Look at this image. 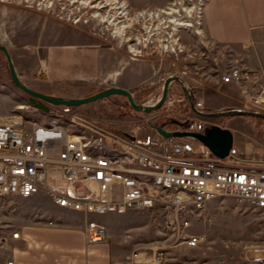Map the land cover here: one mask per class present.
<instances>
[{
  "label": "rangeland",
  "instance_id": "374dc122",
  "mask_svg": "<svg viewBox=\"0 0 264 264\" xmlns=\"http://www.w3.org/2000/svg\"><path fill=\"white\" fill-rule=\"evenodd\" d=\"M205 1L122 0L130 17L113 21L117 14L110 6L94 16L97 10L87 5L84 7L76 0H0V43L7 46L14 66L20 71L39 72L41 82L61 85L63 95L58 96L81 98L94 94L107 87L109 83L103 80V75L113 71L119 72V79L132 86L135 101L142 103L152 96H160L163 81L170 75L187 76L188 73L208 83L219 76L221 78L232 67L242 70L240 63L244 61L256 60L239 44L220 45L206 37L201 22V8ZM171 10L175 12L163 14V11ZM170 19L174 24L184 25H174ZM121 24L127 27L120 35L117 29ZM58 49L93 50L101 59V75L99 73L89 83L84 80L50 82L51 75L43 72L42 66L46 55ZM143 81L152 84L132 85ZM196 89L208 93L212 104L219 102V98L214 99L218 95L223 101L239 99L240 109L264 113V108L249 104L252 97L261 94L260 90L221 88L214 90L211 97L208 87L195 85ZM168 99L173 102L164 107ZM166 101L160 109L142 113L134 111L126 98L109 96L69 107V113L114 132H125L133 125L144 124L146 119L170 128H176V122L181 119H195L180 117L189 108L179 85L169 86ZM19 114L43 121L56 116L53 112L43 113L29 106L27 94L12 84L6 58L0 51V121ZM204 119L208 126H229L234 134L233 143L245 149L248 156L264 157V120L244 116ZM40 211L55 213L58 217L54 220L55 225L77 226L84 225L89 219L98 221L106 226L105 242L116 241L124 249L123 257L152 242L161 243L165 238L159 231V218L150 211L130 210L124 214L85 217L79 212L56 208L43 195L0 201V228L15 229L28 221L46 224L36 217ZM188 231L200 235L201 242L195 248L186 245L169 248V255L175 260L242 264L251 249L261 245L264 239L259 212L229 197L211 201Z\"/></svg>",
  "mask_w": 264,
  "mask_h": 264
},
{
  "label": "built area",
  "instance_id": "2783aa9c",
  "mask_svg": "<svg viewBox=\"0 0 264 264\" xmlns=\"http://www.w3.org/2000/svg\"><path fill=\"white\" fill-rule=\"evenodd\" d=\"M251 76L247 69L232 67L221 81L242 83ZM158 98L142 104L154 105ZM172 102L168 99L164 107ZM249 104L263 109L264 91ZM195 107L201 111L204 105L195 99ZM52 112L56 116L47 121L22 114L0 121V201L43 195L56 208L85 217L130 210L154 213L164 241L134 249L109 264H220L177 261L168 249L197 247L200 235L188 230L211 201L222 197L248 204L259 212L264 226V157L251 158L234 143L226 156L219 157L196 138L160 135L149 119L114 132L69 113V106L51 107ZM176 123V128L160 126L193 133L207 128L198 119ZM36 217L56 224L42 213ZM86 235L89 243L105 242L106 226L89 219ZM18 236L19 232L12 233ZM242 264H264V239Z\"/></svg>",
  "mask_w": 264,
  "mask_h": 264
},
{
  "label": "crops",
  "instance_id": "0c3cea01",
  "mask_svg": "<svg viewBox=\"0 0 264 264\" xmlns=\"http://www.w3.org/2000/svg\"><path fill=\"white\" fill-rule=\"evenodd\" d=\"M201 22L209 40L225 46L239 44L252 53L255 61L247 60L240 63V68L252 71V76L242 83H223L220 76L208 83L188 73L185 74L187 76L182 75V77L190 87L193 96L202 101L204 108L201 111L238 108L239 103L241 104L239 99L223 101L218 95L214 99L219 98V102L212 104L209 101L210 95L202 90H195V85L208 87L212 92L211 95L215 94L214 90L221 88L241 90V87H249L264 91V0H206L201 8ZM42 67L43 72L51 75L50 82L84 80L89 83L99 73L101 75V59L91 49L52 51L46 55ZM15 70L19 78L30 88L46 94L63 95L60 89L61 85L41 82L39 72L20 71L17 66H15ZM119 74V72L107 71L103 75V80L109 83L107 87L117 85L132 90L131 85L119 79ZM151 84L143 81L132 85ZM171 85H178V83ZM180 117L202 120L206 124V130L209 127L204 117L196 115L190 109L187 113L180 114ZM220 127L231 131L229 126ZM232 138L234 139V134H232ZM39 213L51 220L58 218L55 213L43 211ZM28 218L31 217L28 215ZM15 231L19 232L17 238L12 237V233ZM123 251L124 249L116 241L113 243L110 240L89 243L86 235V223L69 226L46 225L28 221L26 225L15 229L7 226L0 228V264H6L8 261H12V264H109L122 258Z\"/></svg>",
  "mask_w": 264,
  "mask_h": 264
},
{
  "label": "water",
  "instance_id": "95a60500",
  "mask_svg": "<svg viewBox=\"0 0 264 264\" xmlns=\"http://www.w3.org/2000/svg\"><path fill=\"white\" fill-rule=\"evenodd\" d=\"M0 51L4 54L10 80L12 84L19 90L23 91L28 96L29 106H33L43 113H51V107L57 106H79L87 104L96 100H100L109 96H122L127 99L130 107L136 112L150 113L160 109L165 103L169 86L172 83H178L183 93L185 94L190 110L204 118L213 117H233L244 116L253 117L264 120V113L259 111L244 110L238 108L225 109L220 111H200L195 107V99L190 87L180 74H173L166 77L163 81L161 94L154 105H144L137 103L133 97L132 91L121 86L112 85L97 91L94 94L81 98L64 97L58 95H51L36 91L27 86L18 76L10 53L6 45L0 43ZM149 126L155 129L160 135L164 137H193L206 145L215 155L224 157L228 154L230 147L233 144L232 133L227 128H222L218 125H211L204 133H193L187 131H167L159 125L149 123Z\"/></svg>",
  "mask_w": 264,
  "mask_h": 264
},
{
  "label": "bare ground",
  "instance_id": "6f19581e",
  "mask_svg": "<svg viewBox=\"0 0 264 264\" xmlns=\"http://www.w3.org/2000/svg\"><path fill=\"white\" fill-rule=\"evenodd\" d=\"M76 2H78L80 5H82L84 7L87 5L90 9L97 10V11H94V16L99 15V10H100V12L101 11H104V8L110 6L111 9H113L115 11V13L117 14L115 17H113L114 18L113 21L118 20V19H121V18H124V17L127 18V19H129V17H130L129 16V13L127 11L128 10V7L122 2V0H76ZM174 12H175L174 10H171L170 12L163 11V14L171 15ZM140 16H142V14ZM149 17H152V15H150ZM155 17H158V15H155ZM103 19H105V18H103ZM173 22L174 21H172L170 19V23H173ZM174 25H184V24L183 23H179V24H174ZM186 26H190V25L189 24H186ZM126 27L127 26L126 25H123V24H121L119 26V28L117 30L120 32V35H121V31L124 28H126ZM132 52H135V51H132Z\"/></svg>",
  "mask_w": 264,
  "mask_h": 264
}]
</instances>
